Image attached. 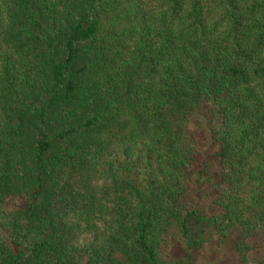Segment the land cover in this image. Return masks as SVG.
Here are the masks:
<instances>
[{
	"label": "trees",
	"instance_id": "1",
	"mask_svg": "<svg viewBox=\"0 0 264 264\" xmlns=\"http://www.w3.org/2000/svg\"><path fill=\"white\" fill-rule=\"evenodd\" d=\"M202 101L209 223L263 228L264 0H0V264H168L169 219L191 264L206 219L178 200Z\"/></svg>",
	"mask_w": 264,
	"mask_h": 264
},
{
	"label": "rangeland",
	"instance_id": "2",
	"mask_svg": "<svg viewBox=\"0 0 264 264\" xmlns=\"http://www.w3.org/2000/svg\"><path fill=\"white\" fill-rule=\"evenodd\" d=\"M211 114L209 104L202 101L184 125V131L193 139L196 159L192 166L185 168V175L180 180L182 194L178 200V213L183 217L187 211L197 210L206 219L189 221L190 236L194 240L202 238L200 246L194 249L191 264H258L264 261V227L253 228L249 224L244 230V227L235 226L232 232L223 235L209 223L210 218L221 212L217 204L221 197L220 168L215 156L217 146L210 135ZM202 167L205 172L200 174ZM262 192L264 196V187ZM11 205L15 208L19 202ZM1 233L5 235L8 231L1 227ZM160 255L168 264H190L181 229L173 219L168 220L162 234ZM82 259L86 264L84 256Z\"/></svg>",
	"mask_w": 264,
	"mask_h": 264
}]
</instances>
